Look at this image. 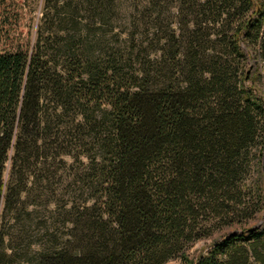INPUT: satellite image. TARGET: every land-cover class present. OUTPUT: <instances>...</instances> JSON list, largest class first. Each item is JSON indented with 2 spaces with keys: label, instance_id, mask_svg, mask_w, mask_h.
I'll return each instance as SVG.
<instances>
[{
  "label": "trees",
  "instance_id": "1",
  "mask_svg": "<svg viewBox=\"0 0 264 264\" xmlns=\"http://www.w3.org/2000/svg\"><path fill=\"white\" fill-rule=\"evenodd\" d=\"M117 2L43 0L0 48V264L67 155L85 197L27 263L264 264V0H143L114 33Z\"/></svg>",
  "mask_w": 264,
  "mask_h": 264
},
{
  "label": "rangeland",
  "instance_id": "2",
  "mask_svg": "<svg viewBox=\"0 0 264 264\" xmlns=\"http://www.w3.org/2000/svg\"><path fill=\"white\" fill-rule=\"evenodd\" d=\"M2 1L5 2L7 11L4 10L1 13L3 27H0V48L9 46L10 44H24V42L29 40L33 42L36 36L37 25L42 15L43 0ZM139 3L142 4L143 0H118L117 6L119 11L117 10L116 17L114 18V33L128 26L127 22L131 18L129 10ZM170 3L168 11L164 14L166 18H164V23L168 21V12L175 11L173 10L174 3L171 1ZM113 32L107 31L106 38L109 41L116 42V37H111L113 36ZM250 70L257 87H261L255 66L251 65ZM75 151L77 150L74 149L72 154H75ZM65 159L67 161L66 168L59 169L57 165L50 167V187L53 189L59 187L60 189L56 190L57 192H31L30 199H36L35 205H29L28 207L32 211L28 214L25 210H22L21 218L16 227L15 237L11 242L10 238L6 237L2 249L5 248V250L9 251V246H13L19 252L10 264H29L25 260L32 258L33 252L42 242L49 240L48 238L51 233L56 236L64 234L68 226V222L66 221L67 214L63 208L56 209V205H64V208H68L71 205L78 207L83 202L85 192L82 189V174L84 169L83 164L87 163V158L81 155V161H78L74 157L67 155ZM262 171L264 173V164L262 165ZM50 198L54 203H48L49 205L47 206L45 203ZM48 233L50 235H46ZM51 238L55 239L52 236ZM209 243V240L196 242L188 250L190 257L196 258L199 256V254L206 250ZM167 264H176V262L171 261Z\"/></svg>",
  "mask_w": 264,
  "mask_h": 264
}]
</instances>
